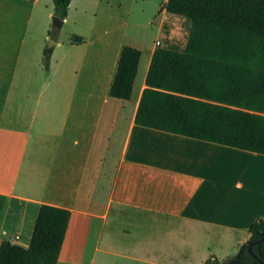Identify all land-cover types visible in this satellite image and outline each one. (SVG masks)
<instances>
[{
	"label": "crops",
	"instance_id": "crops-1",
	"mask_svg": "<svg viewBox=\"0 0 264 264\" xmlns=\"http://www.w3.org/2000/svg\"><path fill=\"white\" fill-rule=\"evenodd\" d=\"M119 6L72 1L62 38L52 0H0V245L28 248L50 205L72 212L58 264H191L201 236L240 250L264 220V155L136 125L157 44L98 19ZM124 46L142 53L129 101L110 96Z\"/></svg>",
	"mask_w": 264,
	"mask_h": 264
},
{
	"label": "trees",
	"instance_id": "trees-1",
	"mask_svg": "<svg viewBox=\"0 0 264 264\" xmlns=\"http://www.w3.org/2000/svg\"><path fill=\"white\" fill-rule=\"evenodd\" d=\"M52 1L55 16L65 20L74 0ZM165 10L188 22L187 41L157 46L136 125L264 155V0H168ZM141 56L123 47L112 98L131 100ZM49 58L45 52V66ZM71 216L42 205L29 247L2 242L0 264H58ZM249 233L250 242L260 240L264 220ZM248 245L237 256L205 264H258ZM253 252L264 261V243Z\"/></svg>",
	"mask_w": 264,
	"mask_h": 264
},
{
	"label": "rangeland",
	"instance_id": "rangeland-1",
	"mask_svg": "<svg viewBox=\"0 0 264 264\" xmlns=\"http://www.w3.org/2000/svg\"><path fill=\"white\" fill-rule=\"evenodd\" d=\"M117 1L121 3V6L115 11L116 13L113 16L108 15V13L98 15V19L103 21L102 23L108 24L111 30H116V33L128 37L131 42L142 43L147 48L156 44L157 41H160L161 45H163L165 39L171 45L182 47L186 44L189 28L188 22L183 18L167 14L163 0ZM74 17L75 14L72 13L70 22L58 31L62 38L69 37L71 31L76 29L72 21ZM159 28L161 29L160 34ZM111 235L109 232L106 233V236L111 237ZM130 238L132 240H142L143 242L147 240L148 243L151 240V236L145 239L144 236L139 237L136 233H131ZM199 238L201 250L197 253L198 255H194V260L191 264H199V261L202 260H211L212 255L221 261L224 253H228L230 256H237L242 250V248L240 250H234L231 244L223 247L218 246L213 238L207 236L197 237L196 239ZM169 240V236L162 235L159 239L152 236L153 243L155 245H161V247L166 245L167 248ZM207 244H209L210 248L207 247Z\"/></svg>",
	"mask_w": 264,
	"mask_h": 264
},
{
	"label": "water",
	"instance_id": "water-1",
	"mask_svg": "<svg viewBox=\"0 0 264 264\" xmlns=\"http://www.w3.org/2000/svg\"><path fill=\"white\" fill-rule=\"evenodd\" d=\"M52 22H53V29L55 32H58L61 30V28L64 25V20L57 17V16H53L52 17ZM55 45V42L51 39L49 40L48 44H47V48L50 49L52 46ZM264 243V234L262 236V238L260 240H258L257 242H250L248 245V250L249 252L252 254V256L257 260L258 264H264V261L262 260V258L258 255H256L253 252V247L255 245H262Z\"/></svg>",
	"mask_w": 264,
	"mask_h": 264
},
{
	"label": "built area",
	"instance_id": "built-area-1",
	"mask_svg": "<svg viewBox=\"0 0 264 264\" xmlns=\"http://www.w3.org/2000/svg\"><path fill=\"white\" fill-rule=\"evenodd\" d=\"M165 1V4H164V6H166V4H167V2H168V0H164ZM157 46H160L161 45V42L160 41H157Z\"/></svg>",
	"mask_w": 264,
	"mask_h": 264
}]
</instances>
